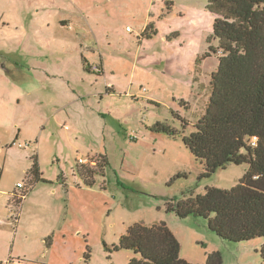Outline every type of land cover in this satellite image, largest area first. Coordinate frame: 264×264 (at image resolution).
<instances>
[{
	"label": "rangeland",
	"instance_id": "obj_1",
	"mask_svg": "<svg viewBox=\"0 0 264 264\" xmlns=\"http://www.w3.org/2000/svg\"><path fill=\"white\" fill-rule=\"evenodd\" d=\"M171 1L0 0V264H127L139 257L115 250L127 229L162 221L191 263L219 251L224 264H263L264 239L229 242L202 218L167 212L192 191L232 189L249 169L200 179L204 164L183 143L220 53L209 0ZM36 157L45 183L19 208ZM104 160L86 186L78 170Z\"/></svg>",
	"mask_w": 264,
	"mask_h": 264
},
{
	"label": "trees",
	"instance_id": "obj_2",
	"mask_svg": "<svg viewBox=\"0 0 264 264\" xmlns=\"http://www.w3.org/2000/svg\"><path fill=\"white\" fill-rule=\"evenodd\" d=\"M162 1L171 10L172 1ZM207 10L215 17L213 36L218 40L215 53H220V63L212 75L205 114L194 124L195 131L183 136V143L204 164L200 179L229 165L247 164L249 169L232 189L213 186L204 194L192 191L189 197L174 198L167 212L180 219L202 218L219 238L247 243L264 239V0H209ZM146 32L148 38L156 35ZM177 117L186 129L189 123ZM155 131L176 134L164 124ZM38 161L34 158L28 189L19 199L14 197L19 208L34 185L45 183ZM106 163L99 162L97 170H78L86 186H93ZM115 250L139 256L127 264H194L181 258V243L164 221L130 226ZM260 254L264 264V245ZM90 258L88 251L86 260ZM205 264H224L222 254L208 253Z\"/></svg>",
	"mask_w": 264,
	"mask_h": 264
},
{
	"label": "built area",
	"instance_id": "obj_3",
	"mask_svg": "<svg viewBox=\"0 0 264 264\" xmlns=\"http://www.w3.org/2000/svg\"><path fill=\"white\" fill-rule=\"evenodd\" d=\"M97 69H98V67H97ZM80 162H83V160L81 159V161H80ZM20 187H22V186H21V185H19V188H20Z\"/></svg>",
	"mask_w": 264,
	"mask_h": 264
}]
</instances>
